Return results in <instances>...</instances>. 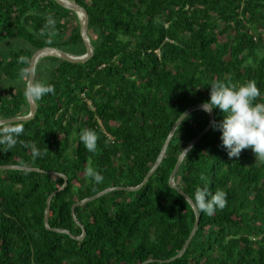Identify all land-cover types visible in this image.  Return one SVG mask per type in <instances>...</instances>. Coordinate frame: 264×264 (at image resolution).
<instances>
[{"label": "trees", "instance_id": "trees-1", "mask_svg": "<svg viewBox=\"0 0 264 264\" xmlns=\"http://www.w3.org/2000/svg\"><path fill=\"white\" fill-rule=\"evenodd\" d=\"M89 16L94 56L70 63L42 58L36 80L54 87L22 127L17 144L0 147V166L60 173L0 171V264H264V162L251 148L229 157L213 127L184 159L176 181L224 191L226 205L199 212L169 186L180 155L206 130L210 116L191 113L165 158L140 190L177 120L210 100L211 85L255 81L264 103V0H70ZM55 20L47 26V19ZM5 45V46H4ZM53 47L74 56L87 49L77 15L54 0H0V119L27 115L24 95L34 54ZM21 57L25 62H21ZM25 73L22 77L21 73ZM215 119L223 113L213 110ZM97 136L96 150L80 140ZM25 143L41 155L33 158ZM92 167L103 180L85 174ZM50 202L49 227L45 224ZM68 230L71 234L55 232Z\"/></svg>", "mask_w": 264, "mask_h": 264}, {"label": "clouds", "instance_id": "clouds-1", "mask_svg": "<svg viewBox=\"0 0 264 264\" xmlns=\"http://www.w3.org/2000/svg\"><path fill=\"white\" fill-rule=\"evenodd\" d=\"M54 25L55 20L49 17L47 26ZM20 59L22 63L25 62L23 57ZM24 75L25 73L22 72L21 76L23 77ZM53 92L54 87L51 84L46 83L43 79L36 80L29 74V80L24 89L25 97L35 102V100L39 101L45 95ZM259 96L260 90L255 81H248L239 87L223 82H214L211 85L210 100L201 105L202 110L206 113H211L216 108L223 113V119L219 122L213 121L212 127L214 130L220 131L222 147L227 150L230 158L239 157L242 150L251 148L257 160L264 162V103H254ZM29 113L23 116H28ZM23 131L22 127L0 129V147L13 148ZM80 140L88 151L94 152L96 150L97 136L94 131L83 130L80 133ZM24 146L31 149L34 159L41 155L35 144L25 143ZM182 151L183 155L187 156L188 150ZM85 174L96 183H100L103 180V176L92 167L86 168ZM226 195L222 190H217L213 193L205 186L197 188L194 199L189 197H186V199L198 211L211 216L217 209L225 207Z\"/></svg>", "mask_w": 264, "mask_h": 264}, {"label": "water", "instance_id": "water-1", "mask_svg": "<svg viewBox=\"0 0 264 264\" xmlns=\"http://www.w3.org/2000/svg\"><path fill=\"white\" fill-rule=\"evenodd\" d=\"M54 1L57 4H59L60 6H62L63 8L68 9V10L74 12L77 15V17H78V19L80 20V23H81L80 24L81 37H82V39L84 41L85 47L87 49V52L83 56H74V55H71L69 53H66V52H64L62 50H59V49L53 48V47H46V48H43V49L37 51L34 54V56L32 57V60H31V63H30V67H29V74L34 79L36 77L37 65H38L39 61L42 58L55 57V58H58V59H61L63 61L70 62V63H75V64L76 63H82V64H84V63L88 62L90 59H92L93 56H94V47L92 46L91 40H90L89 35H88L89 16H88L87 11L83 7L79 6L78 4H76L75 2L70 1V0H54ZM27 101H28V104H29V107H30V113H29L28 116H21V117L9 118V119H0V127L1 126H7L9 124L29 122V121L33 120L35 118L36 114H37V106H36L34 100H32V99L27 98ZM201 105L202 104H199V105H196V106L190 108L189 110H187L177 120L175 126L173 127L172 131L170 132V134H169V136H168V138H167V140H166V142H165V144H164V146L162 148V151H161V154H160L159 158L155 162V164H154L153 168L150 170L149 174H147V177L145 178V180H144V182H143V184L141 186L136 187V188H127V189H123V188H120V187L106 189L105 191L101 192L100 194L96 195L93 198H89V199H86L84 201H81V202H78L77 204H75V206L72 209V213H73V217H74L75 222L79 226H81V228L83 229V235L81 237H76V236L72 235L69 231L63 230V229H61V230L54 229V231L58 232V233L68 234V235L71 234L70 236L73 239L78 240V241H82L84 239V237H85V229L81 225V223L77 220V218L75 216V213H74L75 208L84 206L87 203L95 201L96 199L101 198L104 195L109 194V193L114 192V191L126 190L128 192H135V191L141 189L143 186H145V184L148 182V180L156 173L158 168L161 166V164H162V162H163V160L165 158L168 146H169V144H170L175 132L179 128V126L182 124V122L191 113H193L195 111H198V110H202ZM208 114L210 116L209 125L207 126L205 131L200 133L199 136L187 146V148L185 150H188V154L194 148V146H196V144L202 139V137L208 131H210V129L212 128V122L215 119V115H214L213 111L211 113H208ZM185 158H186V156L183 155V153H182L180 155L179 159H178V162H177V164H176V166H175L170 178H169V186L172 189L176 190L189 203V201L186 199V197H189V196L179 186V182L176 181L177 174H178L179 169H180V167H181V165H182V163H183ZM2 170H22V171H28V172L31 171V172H39L41 174H48V175H52V176H55V177H61V178H63L65 180V184H64L63 188H61L58 192L64 190L65 187L68 184V178L65 175L60 174V173H51V172H46V171H43V170H40V169H33V168L20 167V166H0V171H2ZM56 194H57V192L54 193L52 196H50L48 201H47V209H46V213H45V224H46V227H47L48 230H50V227H49L50 202H51L52 197L54 195H56ZM189 204L191 205V207L193 208V210H194V212L196 214L197 221H196L195 228H194L189 240L187 241V243L185 244L183 250L181 251V253L178 255L177 258L183 256V254L187 250L188 245L190 244L192 238L195 236L196 231L198 229V223H199V219H200L199 212H198V210L196 208L193 207V205L191 203H189Z\"/></svg>", "mask_w": 264, "mask_h": 264}, {"label": "rangeland", "instance_id": "rangeland-1", "mask_svg": "<svg viewBox=\"0 0 264 264\" xmlns=\"http://www.w3.org/2000/svg\"><path fill=\"white\" fill-rule=\"evenodd\" d=\"M78 20H79V19H78ZM79 23H80V20H79ZM80 24H81V23H80ZM4 46H5V45H4ZM256 160H257V158H254V161H256ZM148 174H149V173H148ZM146 177H147V176H146ZM151 178H152V177H151ZM151 178H150V179H151ZM150 179H149V180H150ZM149 180H148V181H149Z\"/></svg>", "mask_w": 264, "mask_h": 264}]
</instances>
